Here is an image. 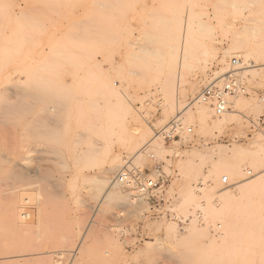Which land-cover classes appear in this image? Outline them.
I'll return each mask as SVG.
<instances>
[{
  "label": "rangeland",
  "instance_id": "1",
  "mask_svg": "<svg viewBox=\"0 0 264 264\" xmlns=\"http://www.w3.org/2000/svg\"><path fill=\"white\" fill-rule=\"evenodd\" d=\"M215 1L0 0V264H264V187L225 210L218 192L230 186L206 177L211 163L230 156L235 145L264 138L263 69L237 74L245 92L226 99L230 116L220 126L212 125L215 116L206 128L196 118L187 122L179 116L181 138L163 140L161 149L155 143L154 151L132 159L150 138L140 128L148 126L154 134L162 127L157 94L150 93L161 57L140 60L134 56L137 45L156 39L153 46L164 52L165 61L188 65L176 69L185 74L184 89L198 84L196 94L185 96L195 111L200 91L218 81L214 73L222 78L231 59L238 58L224 59L222 49L231 39L224 23L240 26L238 17H230L240 10L228 3L216 9ZM191 6L213 25L210 35L197 33L195 17V45L177 16ZM245 48L235 52L238 59L263 63L256 55L247 60L250 46ZM168 70L165 78L172 80ZM102 82H113L123 98L105 96ZM189 126L191 135L184 132ZM136 134L142 136L137 148ZM157 163L169 177L164 198L174 201L177 214L201 215L184 231L172 221L146 219L148 205L133 197L131 186L112 187L125 167L145 171ZM111 166L116 172L103 182ZM243 169L241 178L248 179L264 166ZM199 181L203 187L196 193ZM234 181L228 178L226 185ZM170 224L177 236L195 225L200 237L177 243L167 235ZM210 239L216 243L207 246Z\"/></svg>",
  "mask_w": 264,
  "mask_h": 264
},
{
  "label": "bare ground",
  "instance_id": "2",
  "mask_svg": "<svg viewBox=\"0 0 264 264\" xmlns=\"http://www.w3.org/2000/svg\"><path fill=\"white\" fill-rule=\"evenodd\" d=\"M191 1L193 2V0H191ZM96 3H97V1H96ZM224 3H228V5L224 4ZM240 4L242 6L244 4L245 5L242 7L241 5H239L236 2V0H216L215 3H214V6H216L217 7L216 9H219V10H220V8H219L220 5H225V6L227 5L226 7H230L233 10L234 9L235 10L236 9L240 10V13L238 15H235L234 14L235 12L234 13L232 12L234 15L230 16V17H234V19H235V17H238V19L242 21V24L240 26L235 27V23H233L231 21H228V23H226V24L224 23L223 27H225L226 29L230 30L229 31L230 34L229 33L228 34L231 36V39L228 38V46L225 49L224 48L222 49L223 50L222 51V55H223L224 59L226 57L234 55V54H235L236 57L241 58L240 57L241 55H236L235 52H237L242 47L245 48V46H250V50L246 51V53H245V57L247 58V60H249L248 58H251L252 56L256 55V56H258V57L263 59V63L262 64H253L252 62L248 63V61L241 60L242 64H244V65L241 66V68H240L241 72L239 71L238 74H244L245 75L246 73H248V74L251 75L255 71H258L259 69L260 70L261 69L264 70V0H245L244 4H242V3H240ZM98 5L100 6V3H98ZM100 7H102V5ZM104 7H105V4H104ZM192 8L193 7L191 6L189 9H186L184 11V9L182 7V9L178 10L177 16L180 15L179 21L181 20V26H183L187 30V33H188V36H189L188 37V41L193 44L195 39L193 40L191 31H193L194 28H195V27H193V25L195 24V20H196L195 17L197 16V14H201V13L198 12L196 14L195 11ZM221 8H223V6ZM248 9H251L250 10L251 12L249 13V16H245L243 11L248 10ZM222 11H224V9H222ZM219 13L221 14V11H219ZM217 16L220 17V15H217ZM197 17H199V19H200V16H197ZM206 19L204 18V20H206ZM218 25H220V23ZM196 26H197V29H196L197 33H199L200 31H205V33L207 34V31H208V34H209V31H212V28H213L212 24H210L208 22H205V21H203L201 19L199 21H197ZM22 35H23V33H22ZM204 36H205L204 37V39H205L206 35H204ZM23 40H24V38H23ZM157 42H158V40H156V39H152V38L148 39L147 38V41L145 43H139L137 45V48H136V50H137L136 52L137 53L134 54V56H136L140 60H145L146 58L144 56H150V55L152 57H159V56L161 57L160 58L159 72H158V73H160L159 75L161 77L158 76L159 78L158 77L156 78L157 86L154 89H150L151 90L150 93L153 92V94L154 93L157 94L156 95L157 98H158L157 99V105L159 106V109H161V116H162L161 119H159L160 120L159 121L160 126H162L161 130H163L167 126V122L168 123L171 122V118L175 119V118H177L179 116L183 117V120L185 119L187 122H190L191 120L193 121V119L196 118V119H198L200 121V123H202L204 128H206L207 125H208L207 119L211 118L212 116L216 117V118L215 117L211 118L212 119L211 123H212L213 126H220L222 123H224L228 119V117L230 116L229 114H225L229 110V109H227V102L225 103L226 111H225V113L220 115L221 117L217 116L215 114L214 110L210 107L209 104H202V103L201 104H197L198 106L195 107V111L191 110V107L189 106V104L187 105L186 100H185L186 91L191 96H193L194 94H196V91H197V88H198V84L193 83V84L189 85V87L187 89H184V86H185V83H186L185 74L183 72H180V70L176 69V68H177V65H178V68L185 67V66L187 67L188 65L180 64V63H177L176 61L174 63H171L172 61L171 62H168L167 60L165 61L164 60V55H165L164 52H162L156 46H153V44L157 43ZM196 42H197V40H196ZM194 45H195V43H194ZM205 48H207V47H205ZM203 49H204V47H202V50L200 52L204 53V51L206 49H204V51H203ZM213 50H215V49H213ZM212 52H214V51H212ZM205 53H207V52L205 51ZM205 53H204V55H205ZM172 55L173 54H171V56ZM208 55H211V54H208ZM213 55H216V53H214ZM175 57H177V56H175ZM185 59H187V58H185ZM224 59H223V61H224ZM245 63H246V65H245ZM229 65H230V63H229ZM166 68L170 69V70L167 71V74L169 75L170 71H171L170 75L172 77V80L165 78L166 71H164V69H166ZM226 68L225 67L222 68L221 72L224 71ZM172 69H173V71H172ZM221 72H220V74H221ZM218 73L219 72L214 73L215 80H218L216 83H222L223 76L226 73L222 76V78H221V75H217ZM128 74L132 75V76L133 75L140 76V73L136 72V71H128ZM188 84L189 83H187V85ZM123 86H121V89L125 90L126 88L123 87ZM100 90L108 98L114 97V98H116L118 100H121L123 98V97H121V95H122L121 91L117 87H115L113 82L112 83L102 82V84L100 85ZM189 94L187 96H189ZM143 95H145V94H143ZM147 96H148V94H147ZM178 96H181L180 97L181 100H178ZM152 97H153V95H152ZM144 98H146V97L144 96ZM144 98H142V99H144ZM244 103L245 102L240 103V105L241 106H246V105L249 104V103L248 104H244ZM193 104H195V102ZM205 106L210 107V109L212 111V114H211L210 110L207 107H205ZM126 107L129 108L130 106H126ZM136 128H138V127H136ZM141 128H140V133H142V131L143 132L145 131L144 133L146 135L148 133V135H150L149 136L150 138H149V140L147 139V141L143 142L144 145L141 143L142 147L139 146L140 148L137 149V151L133 154L132 159L140 158L145 153H147V151H149V150L154 151L153 149H150V148H153L152 145H155V143H157L158 144L157 146H159L157 149H161V147H162L161 145L163 144V139L158 134L161 130L159 132L153 134L152 132H150L151 131L150 127H148V126L145 127L144 126V127H141ZM188 128H191V127L189 126ZM188 128H184V132ZM137 131H139V128H138ZM185 134H186V132H185ZM136 136L137 137L134 138V140H133L134 141L133 144H134V147L137 144L136 145V148H137V146L139 144V140L142 138V136L141 135L138 136L137 134H136ZM262 137L263 136H257V140L252 142L247 147H243L241 145H235L231 149V155L230 156L221 157L216 162H213V163L210 162L211 163V166H210L211 167L210 168L211 173L207 174L206 177L209 178V180H212L211 182L217 183L216 181H219L218 179H220V182H221L220 184H222L223 177H226L227 181H228V178L230 180H236L234 182H231V185H229V184L228 185H223L224 186L223 188L229 187V186L230 187L228 189L227 188L222 189L221 192H218L219 193V197H221V201H223V205L222 206H223V208L225 210L230 208L231 205L233 206L234 203L231 204L232 201L236 202L238 199H244L246 201L245 198H247L250 194H252L253 192L259 190V188L264 187V171L263 172L262 171L256 172V173H254L251 176V178H248V179H245V178L242 179L241 178L242 175L245 172V169H243L245 164L250 166L254 170H257L261 166H264V138H262ZM146 138H148V136H146ZM159 139H160V141H159ZM143 140H144V138H143ZM156 151L157 150H155V152ZM160 151H162V150H160ZM203 158H204L205 161L208 160L207 156H204ZM116 169H117V167L111 166L108 169L104 170L101 180L103 182H108L111 179V176L113 174H115ZM220 173H225L226 176H223V177L221 176L219 178V174ZM249 173H251V172H249ZM112 183H113L112 187H116L117 184L119 183V179H118V181H114ZM128 184H129V182L126 185H128ZM202 187H203L202 182L199 181L198 185L197 184L195 185L196 193L198 191L202 190ZM187 192H189V191L187 190ZM259 192L257 191L258 194H259ZM262 192H263V190L261 191V193ZM132 195L134 197L133 193H132ZM244 200H243V202H244ZM239 201H241V200H239ZM234 205H236V203ZM12 209H15V208H11V210ZM7 210L8 209H6L5 212H7L9 214L8 211H11V210H8V211ZM220 212H222V211H220ZM195 213H194V218L192 216H191L192 217L191 219L189 218V222L192 221V219L193 220L195 219L196 221H198L195 218ZM12 214H10V216L12 217L10 219H13V215L14 214L13 215ZM219 215H221V214L219 213ZM10 219L8 218V221H10L9 223L12 224L13 222ZM161 220H164V219H161ZM188 225H189V223L187 224L185 229H187ZM217 227H219V226H217ZM166 232H167V235L169 237L171 235V236L177 238L176 239L177 243H183V244L192 243L194 241V239L196 240L198 237H200L199 234L201 233V231H199L198 228H196L195 225H191L186 236H177L175 234L174 227L171 224L166 227ZM213 241H214V239L213 240L210 239L207 242L208 243L207 246H210L211 244H213V243L215 244L216 243V242H213ZM200 247L203 248V250L206 248V246H200Z\"/></svg>",
  "mask_w": 264,
  "mask_h": 264
},
{
  "label": "built area",
  "instance_id": "3",
  "mask_svg": "<svg viewBox=\"0 0 264 264\" xmlns=\"http://www.w3.org/2000/svg\"><path fill=\"white\" fill-rule=\"evenodd\" d=\"M242 62L238 58L231 59L228 71L223 76L222 83H211L203 88L196 99L197 104H209L217 116L225 113V103L227 97L236 96L244 93L240 79L237 77L240 71ZM186 134L191 135L193 129H186ZM160 137L165 143L173 142L182 135L180 117L173 119L167 126L159 133ZM154 158L152 153L149 154ZM119 183L131 186L134 197L143 199L148 205V210L145 214L146 219H164L176 223L179 230L184 231L189 223L188 217L179 216L174 208V201L172 199L164 198V188L169 182V177L163 172L162 166L157 163L151 170L139 171L135 168L125 167L118 175ZM227 178L223 177L222 184H227ZM201 215L197 211L195 218L200 221Z\"/></svg>",
  "mask_w": 264,
  "mask_h": 264
}]
</instances>
